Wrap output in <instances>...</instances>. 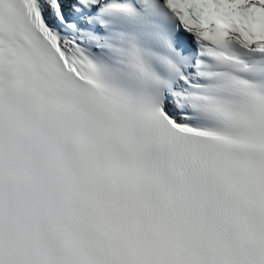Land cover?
I'll return each instance as SVG.
<instances>
[{
  "label": "snow or ice",
  "instance_id": "1",
  "mask_svg": "<svg viewBox=\"0 0 264 264\" xmlns=\"http://www.w3.org/2000/svg\"><path fill=\"white\" fill-rule=\"evenodd\" d=\"M0 264H264V0H0Z\"/></svg>",
  "mask_w": 264,
  "mask_h": 264
}]
</instances>
